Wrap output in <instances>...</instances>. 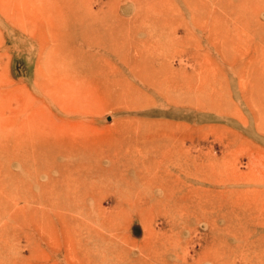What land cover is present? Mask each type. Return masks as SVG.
I'll return each instance as SVG.
<instances>
[{
	"label": "rangeland",
	"instance_id": "obj_1",
	"mask_svg": "<svg viewBox=\"0 0 264 264\" xmlns=\"http://www.w3.org/2000/svg\"><path fill=\"white\" fill-rule=\"evenodd\" d=\"M35 122L113 143L1 148ZM0 264H264V0H0Z\"/></svg>",
	"mask_w": 264,
	"mask_h": 264
},
{
	"label": "bare ground",
	"instance_id": "obj_2",
	"mask_svg": "<svg viewBox=\"0 0 264 264\" xmlns=\"http://www.w3.org/2000/svg\"><path fill=\"white\" fill-rule=\"evenodd\" d=\"M153 8H156V5H154L153 6ZM124 13H127V12H129V11H131L130 10V7H128V8H125L124 9ZM135 15V14H134ZM124 18V17H123ZM123 20V19H122ZM126 21V20H125ZM120 22V21H119ZM121 22H123V21H121ZM87 22H86V20H85V18H83L82 17V19H72L71 20V22L69 23V28H70V30L69 31H67L66 33L67 34H69V35H71V38L74 36V37H76V38H82V41H83V44H86V43H89V45H92V46H95V45H97L98 43H99V41L97 40V38H96V36L98 35L99 37H100V40H101V42L102 43H107V38H105L103 35H104V28H102L101 26H97V27H93V30H92V32H91V34H93L94 33V37H89V34H90V28L89 27H86L87 26ZM90 24H96V21L95 20H93V21H91L90 22ZM123 24V23H122ZM78 30V31H77ZM89 47V46H88ZM77 53H81V52H83V54L81 55V60L80 59H76L75 60V63L72 61H69V64H68V66H67V61H59V63L57 64V65H55L57 68H54L55 70H56V73H60V72H64V76H66V74H65V71H67V70H69V71H72V72H74V71H76V72H81V73H84V72H87L86 70H88V69H90V70H94L96 67H99V66H97L96 64H95V61L96 60H94V57H93V55L94 54H91V56H90V52H85V51H76ZM92 52V51H91ZM139 52H141V51H139ZM63 53V52H62ZM72 53H74V51H72ZM76 53V54H77ZM143 53V52H142ZM70 54V53H69ZM75 54V53H74ZM99 54V53H98ZM133 55V53H130L129 55ZM135 54V53H134ZM137 54V53H136ZM140 54V55H139ZM59 55H62V54H59ZM73 55V54H72ZM134 56V55H133ZM136 56H143L141 53H138V55H136ZM138 57V58H139ZM72 58V57H71ZM80 58V57H79ZM131 58V57H130ZM89 59H91L93 62H92V64H91V67L90 68H86V69H84V68H82V66H84L87 62H88V60ZM133 59H134V57H133ZM133 59H132V63H134V61H133ZM140 59H141V57H140ZM62 60V59H61ZM74 60V59H73ZM145 59L143 58V61H144ZM152 60H154V59H152ZM152 60H145V62H150V61H152ZM57 61H58V59H57ZM136 61H137V59H136ZM135 61V62H136ZM141 62H142V60H140ZM130 62V63H131ZM153 62V61H152ZM57 63V62H56ZM96 63H98V62H96ZM140 63V62H139ZM135 64V63H134ZM133 64V65H134ZM132 65V64H131ZM130 65V66H131ZM132 65V66H133ZM144 65H145V63H144ZM147 65V64H146ZM148 65H150V66H152L153 64H149L148 63ZM135 66H136V64H135ZM134 66V67H135ZM141 66V63H140V65H139V67ZM136 67H138V66H136ZM142 67H143V65H142ZM145 67V66H144ZM140 68H138V70H139ZM133 70V69H132ZM158 70V69H157ZM159 71V70H158ZM157 71V72H158ZM139 72V71H138ZM71 73V72H70ZM135 73V76H137V74H136V71L134 72ZM140 74H142L141 72L139 73V77L141 76ZM71 75V74H70ZM74 75V74H73ZM83 75V74H82ZM81 75V77L83 78V76ZM146 75V74H145ZM62 76H63V74H62ZM62 76H61V78H62ZM69 75L67 74V77H68ZM76 76V75H75ZM80 76V75H79ZM71 77H72V75H71ZM81 77H79V79H81ZM142 77V76H141ZM146 77V76H145ZM135 78H137V77H135ZM143 78H144V73H143ZM148 78V77H147ZM75 79V78H74ZM77 79H78V76H77ZM79 79H78V81H77V83L79 82ZM142 79V78H141ZM61 80V79H60ZM72 80V79H71ZM76 80V79H75ZM81 80H83V79H81ZM85 80V79H84ZM55 81V80H54ZM73 81V80H72ZM71 81V82H72ZM93 81H95V79H93ZM148 81V80H147ZM37 82H38V80H37ZM40 82V81H39ZM42 82V81H41ZM141 82V81H140ZM144 82H145V79H144ZM149 82V81H148ZM147 82V83H148ZM66 83V82H65ZM65 83H63V84H65ZM76 83V82H75ZM146 83V82H145ZM55 84H56V82H55ZM62 84V85H63ZM73 84H74V81H73ZM40 85H42L41 83H40ZM57 85V84H56ZM44 86V85H43ZM61 86V85H60ZM38 87H40V86H38ZM46 87V86H45ZM43 89H44V87H43ZM47 89V88H46ZM46 89L45 90H43V91H46ZM54 89V88H53ZM65 89V88H64ZM51 91V90H50ZM67 91V90H66ZM48 92V91H47ZM64 92V91H63ZM63 92H59L58 94L57 93H55V94H57V97H56V100H57V98L59 99V101H60V99H61V103L63 102L62 101V99H64V100H66L65 99V95L66 94H64ZM80 92V91H79ZM48 93H50V92H48ZM74 93H76V92H74ZM55 94H52V95H55ZM77 94V93H76ZM76 94H74V96L72 95L71 96V98H73L74 97V99L76 98H78V97H75V95ZM79 94V93H78ZM77 94V95H78ZM68 95V94H67ZM29 96V95H28ZM83 96H85V95H83ZM67 97V96H66ZM26 98V97H25ZM25 98H24V101H25ZM49 98V97H48ZM69 98V97H68ZM70 98V100H72V103H73V101H75L74 99H71ZM29 99V98H28ZM51 99V98H50ZM54 100H55V98H53ZM27 100V99H26ZM52 100V99H51ZM55 100V101H56ZM70 100H69V103H70V105L72 104L71 102H70ZM28 101V100H27ZM27 101H25L24 103H26ZM31 101V100H30ZM42 101V100H41ZM59 101H57V104H58V102ZM39 102V101H38ZM76 102V101H75ZM23 102H21V104H22ZM56 103V102H55ZM63 103H65V102H63ZM68 103V104H69ZM27 104V103H26ZM26 104H25V106H26ZM30 104V107H31V103H29ZM28 104V105H29ZM34 104V103H33ZM36 105H37V103H35ZM60 104V103H59ZM67 104V105H68ZM62 105V104H61ZM74 105H75V103H74ZM24 106V107H25ZM64 106V105H63ZM62 106V107H63ZM76 106V105H75ZM22 107V106H21ZM27 107H29V106H27ZM27 107H25V109H28ZM36 107V106H35ZM60 107V106H59ZM67 107V109H69V107L68 106H66ZM72 107V106H71ZM31 109V108H30ZM61 109V108H60ZM64 109H65V107H64ZM71 109V108H70ZM75 109H77V107H75ZM21 110V109H20ZM44 110V109H43ZM66 110V109H65ZM73 110H74V107H73ZM72 110V111H73ZM26 111V110H25ZM28 111H30V110H28ZM38 111H39V109H38ZM48 111H49V109H48ZM78 111V110H77ZM23 112V111H22ZM44 112H45V110H44ZM51 112V111H50ZM83 112V111H82ZM81 112V113H82ZM31 113V112H30ZM29 113V114H30ZM40 113H42V112H40ZM64 113H65V111H64ZM68 113H70V112H68ZM25 114H27L26 112H25ZM66 114V113H65ZM24 115V114H23ZM31 115V114H30ZM35 115H36V112H35ZM39 115V114H38ZM41 115V114H40ZM54 115V114H53ZM22 116V115H21ZM24 116H26V115H24ZM34 116V115H33ZM27 117V116H26ZM32 117V116H31ZM35 117V116H34ZM37 117V116H36ZM35 117V118H36ZM33 118V117H32ZM48 118V117H47ZM46 118V119H47ZM59 118V117H58ZM23 118H21V120H22ZM26 119V118H25ZM29 119V118H28ZM27 119V120H28ZM38 119H39V116H38ZM45 119V120H46ZM50 119V118H49ZM57 119V118H56ZM20 120V121H21ZM34 120V119H33ZM40 120H41V118H40ZM77 120V119H76ZM29 121V120H28ZM46 121H48V120H46ZM50 121V120H49ZM70 121V120H69ZM68 121V122H69ZM74 121V120H73ZM130 121V120H129ZM32 122V121H31ZM36 122H40V121H36ZM36 122H35V124H33V126L31 127V125H29L30 127H26L28 130H22L21 132H20V134H18L17 135V138L13 141L12 140V138L13 137H11V132L10 133H7V135H8V137L7 138H5V141L3 142V143H1V148L3 149H7V148H9V147H16V150H17V156H18V159L22 162V161H24V160H29L30 162H32V163H34V164H37V163H39V164H42L45 160L46 161H48V160H50V159H54L55 157H54V152L56 153V152H59V154H61L62 156H60L61 157V159L62 160H64V158H63V156H65V154H70L71 152H75V153H77V152H79L80 150H82V145L83 144H95V143H98V144H102V145H104V144H107V145H109V144H112L113 142H111L110 140H108V139H106V137L103 135V134H100L98 137H93V136H91V133L90 132H84V133H82V132H73V131H68V132H66V131H58V129H57V127H53V126H41V125H38V124H36ZM72 122V121H71ZM78 122V121H77ZM119 123L121 122V121H118ZM123 122V121H122ZM122 122H121V124H122ZM17 123V122H16ZM29 123V122H28ZM28 123L26 124V125H28ZM33 123V122H32ZM41 123V122H40ZM73 123V122H72ZM74 123H76V122H74ZM73 123V124H74ZM81 123V122H80ZM119 123H117L116 125H118ZM124 123V122H123ZM131 123V122H130ZM71 124V123H70ZM21 125H23V122L21 123ZM20 125V126H21ZM123 125V124H122ZM121 125V126H122ZM126 125V124H125ZM24 127L23 128H25V125H23ZM115 126V125H114ZM132 126V125H131ZM131 126L129 125L128 127L131 129ZM22 127V126H21ZM71 127H72V125H71ZM127 126H126V128H128ZM59 128H62L61 126L59 127ZM109 128H111V127H109ZM120 128V129H119ZM121 128H123V127H116V129H111V130H108V129H106V130H108V132L106 133L107 135H111V136H115V135H120V134H122L123 135V133H122V129ZM128 128V129H129ZM129 129V131H131ZM163 129V128H162ZM167 129V128H166ZM97 130V129H96ZM103 130V129H102ZM102 130H101V132H102ZM146 130V129H145ZM128 131V132H129ZM133 131V130H132ZM131 131V132H132ZM96 133H99L98 131H95ZM123 132H127V130L126 131H123ZM135 132V131H134ZM138 132V131H137ZM164 132V131H163ZM161 133L160 132V134L158 135V137L159 138H156V139H151L150 140V142L151 143H154V142H156V141H159V142H161V140L162 141H164L165 142V144L168 142V138L170 137L169 135H170V133ZM19 133V132H18ZM133 133V132H132ZM105 134V133H104ZM118 142V141H117ZM65 161V160H64ZM64 161H62V163L64 164L65 162ZM152 187H151V186ZM150 185L148 186V188H146V190L148 191V192H150V193H153L152 194V196H151V198L152 199H155V198H157L158 196H157V191H155V189H154V185L153 184H151L150 183ZM138 188V185L136 184V183H134L133 185H132V187L130 188V190H134V189H137ZM129 190V191H130ZM137 191V190H136ZM135 191V192H136ZM58 192H59V194H63L65 191L63 190V189H59L58 190ZM133 191H131V193H132ZM147 192V193H148ZM53 193V192H52ZM54 194V193H53ZM36 200L37 201H39V196L38 195H36ZM57 205V204H56ZM61 207H64V205H62L61 204Z\"/></svg>",
	"mask_w": 264,
	"mask_h": 264
}]
</instances>
